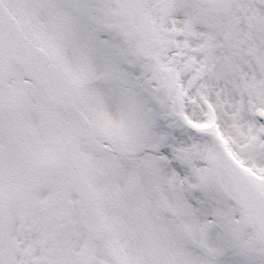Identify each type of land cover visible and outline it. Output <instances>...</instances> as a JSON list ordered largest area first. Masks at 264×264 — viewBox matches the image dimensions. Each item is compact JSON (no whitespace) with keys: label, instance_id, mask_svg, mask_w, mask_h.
Listing matches in <instances>:
<instances>
[{"label":"snow or ice","instance_id":"obj_1","mask_svg":"<svg viewBox=\"0 0 264 264\" xmlns=\"http://www.w3.org/2000/svg\"><path fill=\"white\" fill-rule=\"evenodd\" d=\"M0 264H264V0H0Z\"/></svg>","mask_w":264,"mask_h":264}]
</instances>
